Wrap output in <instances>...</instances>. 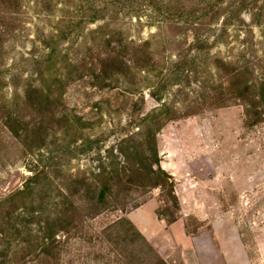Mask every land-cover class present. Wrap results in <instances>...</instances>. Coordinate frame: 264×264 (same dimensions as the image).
<instances>
[{"label":"rangeland","instance_id":"374dc122","mask_svg":"<svg viewBox=\"0 0 264 264\" xmlns=\"http://www.w3.org/2000/svg\"><path fill=\"white\" fill-rule=\"evenodd\" d=\"M149 200L187 234L161 254L128 217ZM147 245L264 264V0H0V264H160Z\"/></svg>","mask_w":264,"mask_h":264},{"label":"crops","instance_id":"0c3cea01","mask_svg":"<svg viewBox=\"0 0 264 264\" xmlns=\"http://www.w3.org/2000/svg\"><path fill=\"white\" fill-rule=\"evenodd\" d=\"M156 207L154 202L151 200L143 203L141 206L137 207V210L131 211L128 214L129 219L136 224V227L143 233L145 237L150 241V243L156 248V250L161 254V249H159L156 244V235L160 231H169L174 226H179L182 229L184 236L185 233L181 219H177L171 223H167L163 218L157 215ZM138 214L142 216L143 219H135V215ZM146 230V231H145Z\"/></svg>","mask_w":264,"mask_h":264},{"label":"trees","instance_id":"16d2710c","mask_svg":"<svg viewBox=\"0 0 264 264\" xmlns=\"http://www.w3.org/2000/svg\"><path fill=\"white\" fill-rule=\"evenodd\" d=\"M141 144L143 145V141H141ZM117 166V165H116ZM119 171L121 172H124L126 167L125 165H119L117 166L116 168ZM148 173L149 174H152L154 175L155 179H158L156 180L157 182H155L152 187H158V186H162L163 182L167 183L168 185L172 186V189H171V193L173 195V198L174 200H176L177 202V198L175 197L174 195V190H173V179H172V176L170 174H168L161 166L160 164V160L158 158H155L152 163H150V165L148 166ZM108 180L106 181H102L101 185L99 186L98 188V192H97V195H96V199L98 201H104L106 198V191L110 190V186L107 182ZM129 222V221H128ZM131 224V222H129ZM133 226V225H132ZM136 232L140 235V233L136 230ZM141 236V235H140ZM143 238V237H142ZM148 248H150V250L152 252H154V254H156V257H157V260L160 264H166L161 258H159V256H157V253L153 250V247L151 245H147Z\"/></svg>","mask_w":264,"mask_h":264}]
</instances>
